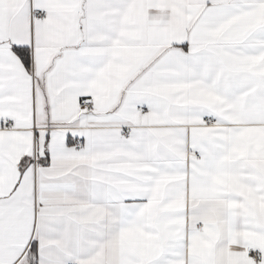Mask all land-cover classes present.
Segmentation results:
<instances>
[{
    "label": "snow or ice",
    "instance_id": "obj_1",
    "mask_svg": "<svg viewBox=\"0 0 264 264\" xmlns=\"http://www.w3.org/2000/svg\"><path fill=\"white\" fill-rule=\"evenodd\" d=\"M0 264H264V0H0Z\"/></svg>",
    "mask_w": 264,
    "mask_h": 264
}]
</instances>
